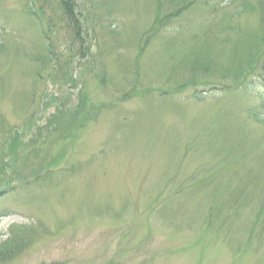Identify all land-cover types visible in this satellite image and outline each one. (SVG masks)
<instances>
[{
  "label": "rangeland",
  "instance_id": "rangeland-1",
  "mask_svg": "<svg viewBox=\"0 0 264 264\" xmlns=\"http://www.w3.org/2000/svg\"><path fill=\"white\" fill-rule=\"evenodd\" d=\"M13 227L0 264H264V0H0Z\"/></svg>",
  "mask_w": 264,
  "mask_h": 264
},
{
  "label": "trees",
  "instance_id": "trees-1",
  "mask_svg": "<svg viewBox=\"0 0 264 264\" xmlns=\"http://www.w3.org/2000/svg\"><path fill=\"white\" fill-rule=\"evenodd\" d=\"M68 5H69V2H68ZM70 6V5H69ZM39 12L38 13H35V16L39 22V24H41L43 27L46 25L45 23H47L50 19H52V15H45V11L42 9V5H39ZM42 27V29H43ZM75 35L76 37H79L77 36V33L76 32H79V27L78 25L75 26ZM58 32V30H55V33ZM54 33V34H55ZM51 42L47 43L46 47L43 49L44 50V53L45 56H49L51 57V45H50ZM81 48V45H79L78 49H74V48H67L65 53L66 57H70V56H73L72 53L76 52V53H79V49ZM195 55V53H193ZM42 56V55H41ZM197 56V55H196ZM198 57H195L194 60L192 61H188L186 65V69H192L194 68L195 64L200 60V59H197ZM48 60H51L49 58H44L42 56L41 59H39L38 57H36L35 59V62H37L36 64V74L38 72V76L40 77L42 75L41 71L44 70L45 68V61L46 63H49ZM55 61H59L58 59H55ZM231 70L229 69H225V75L226 73H230ZM221 78V77H220ZM222 79V78H221ZM49 101H47V104H48ZM39 112V111H38ZM13 146V150H11V152H7L10 156V158L12 159L11 162H12V165L9 166L8 168H12V166L14 165V162L19 158V153L17 152V147L15 145H12ZM16 148V149H15ZM23 157V156H22ZM25 158V157H24ZM9 161L5 162L4 164H9L11 163ZM27 177H23L19 180V182H22L24 179H26ZM9 182V181H8ZM12 235H10L9 237H7V239L5 241H3L2 243H0V263H6V262H9L10 260H12L13 258H16L23 250L27 244L28 241H20V239L17 237L20 232H16L15 233V229L14 227L10 229ZM16 231H20V229L16 230Z\"/></svg>",
  "mask_w": 264,
  "mask_h": 264
}]
</instances>
